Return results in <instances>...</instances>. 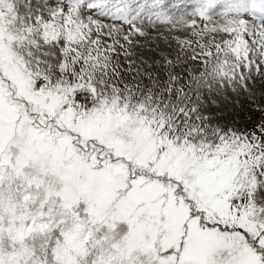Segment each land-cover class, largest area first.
I'll return each mask as SVG.
<instances>
[{"label": "snow or ice", "instance_id": "obj_1", "mask_svg": "<svg viewBox=\"0 0 264 264\" xmlns=\"http://www.w3.org/2000/svg\"><path fill=\"white\" fill-rule=\"evenodd\" d=\"M0 264H264V0H0Z\"/></svg>", "mask_w": 264, "mask_h": 264}]
</instances>
